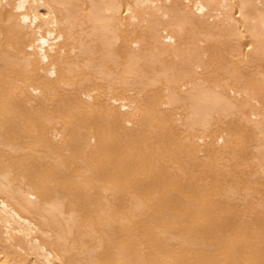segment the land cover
<instances>
[{"label": "bare ground", "instance_id": "obj_1", "mask_svg": "<svg viewBox=\"0 0 264 264\" xmlns=\"http://www.w3.org/2000/svg\"><path fill=\"white\" fill-rule=\"evenodd\" d=\"M0 264H264V0H0Z\"/></svg>", "mask_w": 264, "mask_h": 264}]
</instances>
